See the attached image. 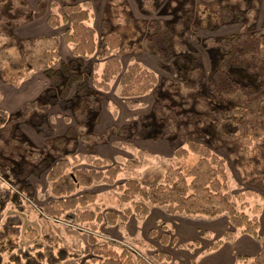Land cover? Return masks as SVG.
Masks as SVG:
<instances>
[{
	"label": "rangeland",
	"instance_id": "obj_1",
	"mask_svg": "<svg viewBox=\"0 0 264 264\" xmlns=\"http://www.w3.org/2000/svg\"><path fill=\"white\" fill-rule=\"evenodd\" d=\"M22 1L20 3L19 0H0V49L8 44L20 45L23 56L27 59L36 58L43 50L56 46L59 61L53 65V68H57L59 62L67 63L72 57V46L63 40L67 24L60 21L57 27L48 25L50 0ZM71 1L88 12L86 24L95 31L98 40L101 37L104 14L108 15L109 24L114 29H118L123 45L126 46L125 54H119L118 50L112 52V55L120 60L122 69L137 63L155 74L159 88H162L165 81V85H170L168 82L172 84V99L176 98L179 103H168L173 112L169 111L167 106L164 107L162 117L165 125L162 122L156 126V134H162L164 129L163 133L171 136L176 134L178 129L180 131L178 133L183 135V140L189 139L202 145H211V153L225 161L223 167L226 182L221 190L215 183L211 184L208 187L209 191L225 192L231 197V202L238 211L245 213L250 219H256L259 224L257 238L262 242L264 195L258 189L251 187L249 182L252 177L263 171L264 136L260 138L254 136L252 140L244 138L243 131L253 129L264 131V94H260L255 102L246 105L245 110L249 114L235 113L236 120L240 123L239 136L235 134L223 139L216 135L213 118L207 120L201 113L204 112L212 117L213 114H210L209 109L222 108L224 111L230 105L214 102L209 94L204 93L205 98L209 99V105L206 106L202 101L197 107L200 114L194 111V98L198 96L196 89L190 87V82L186 84L188 82L180 78L171 65L178 59L197 54L204 68L206 80L209 81L216 59L221 54L215 49H209L212 39L236 35L241 28H244L251 34H257L264 45V28H262L264 0H244L245 3L243 0ZM185 2L191 5L189 12L187 6V10L184 8ZM152 21H162L171 30L172 57L169 60L162 61L145 51L143 47L146 32L139 25L140 23L147 25ZM38 37L56 38V40L23 42ZM19 58L20 53L16 48L0 51L1 264H18L17 258L22 262L25 261L22 255L24 252L32 256H36L38 252L46 255L59 247L77 255L60 264L83 262L89 257L84 254L85 249L88 248V234L100 236V243L106 242L118 252L127 249L132 256L138 255L148 264H158L153 255L169 250L160 245L158 236H149L148 230L156 229L160 235L161 225H166L170 235L174 236L173 230H176H172L168 222L174 226L185 215L175 214L173 217H168L165 216L166 207H159L160 210L156 211L155 208L152 215L143 222L131 217L128 225L124 223L119 226H108L103 223L100 225V230L91 232L75 224L72 213L57 219L45 215L44 208L52 200L50 183L47 179L51 165L41 166L38 172L27 167L25 172L22 170L24 163L30 167H36L41 163L43 146L48 138L63 136L69 127L76 129L78 133L82 132L87 129L85 123H88L87 126L94 134L108 133L104 141L95 145V156L109 164L118 163L122 167V172L116 178V185L131 178L145 186L163 183L168 168L174 169L177 160L174 158L173 147L169 140L160 136H148L146 133L150 128L147 132L143 131L145 124L151 123L147 119L150 118L153 109L155 92L150 91L144 96L124 99L119 95L121 87L119 77H116L110 82L107 91L96 90L97 106L90 118L85 120L86 122H80L73 115L72 105L64 103L74 90L72 89V93L66 98H60L57 94L51 97L52 94H47L50 80L45 71L29 72L25 79L18 80L15 76L18 70L15 66ZM88 60L94 61L92 57ZM102 67V63H99L95 71L96 75L101 74ZM230 75L251 90L258 89L254 78L246 75L245 72L231 70ZM7 79H12L15 83H9ZM35 101H39V105L31 103ZM21 109L23 116L16 119L14 115ZM189 112H196L195 117ZM33 113L43 115L45 125L50 127L48 137L38 135L36 129L28 123V117ZM227 114L229 116L232 114V117L235 115L231 112ZM177 134L174 138H177ZM181 144L187 148L184 141ZM64 156L72 163L68 172L91 168V158H84L86 147L79 138L69 143ZM60 157L62 156H55L53 162H58ZM200 159V155L193 154H188L186 159L187 173H189L187 182L196 186L204 184V180L208 177L205 167H199ZM220 177L218 174L216 179H223ZM195 190L198 195L196 201L198 200L200 206L208 209L222 207L218 199L206 196L199 188ZM83 192L97 195L96 202L89 205L88 210L99 209L101 212L111 210L119 215L125 207L119 202V190L110 185L95 183L86 189L79 188L76 194ZM191 193L189 191L188 194ZM220 215L227 216L226 213ZM195 217L197 219L202 216ZM147 219L148 226H146ZM201 221L204 222L203 228H207L208 234L214 238L217 235L216 227L208 224L214 219L204 216ZM199 223L202 225L201 222ZM226 225L229 228V224ZM204 231L200 232L201 237L210 239L206 232L203 233ZM200 241L201 246L208 245V242ZM176 260L181 261L182 264L190 263L183 254Z\"/></svg>",
	"mask_w": 264,
	"mask_h": 264
},
{
	"label": "trees",
	"instance_id": "obj_2",
	"mask_svg": "<svg viewBox=\"0 0 264 264\" xmlns=\"http://www.w3.org/2000/svg\"><path fill=\"white\" fill-rule=\"evenodd\" d=\"M19 1L20 3L23 2L22 0ZM243 2L245 3L244 0ZM184 5L185 9L187 6L189 12L191 5L187 2ZM107 18L108 15L104 14L101 23V37L98 40L95 37V31L86 24L88 20L86 10L74 4L71 0H50L48 25L57 27L60 21L67 24L63 33V40L66 44L72 46V57L67 63L59 62V66L53 68V65L59 61L56 46L43 50L36 58L28 57L27 59L23 56L20 45H4L0 51L16 48L20 53V58L15 66L18 70L17 75H15L18 80L25 79L29 72L45 71L50 80L47 94H52L51 97H55V94H57L60 98H66L70 96L73 89V94L64 103L72 105L73 115L80 122L89 119L91 113L95 110L97 106L96 90L107 91L110 82L116 77H119L121 87L119 95L124 99L144 96L150 91L155 92L156 98L153 109L150 118L147 119L151 123L145 124L143 131L147 132L150 128L146 133L148 136H160L169 140L173 147L174 158L177 161L174 169L168 168V171L171 172H166L163 183L145 186L140 184L138 180L131 178L122 184L116 185V178L122 172V167L118 163L109 164L95 156V145L97 142L104 141L108 133L106 135L105 132L94 134L91 128L87 126L88 123H85L87 129L79 133L76 129L69 127L63 136L48 138L45 141L42 152L43 157L38 166L30 167L24 163L22 167L24 172L26 167L38 172L41 166L51 165L47 179L50 183L52 200L44 208L45 215L57 219L62 215L72 213L75 224L91 232H97L103 223L108 226H119L123 225L131 216H134L137 220H143L149 214L150 206L166 207V212L170 215L215 217L226 213L229 228L219 240L211 244L210 249L217 248L223 242L233 241L238 234H246L257 238L258 221L250 219L245 213L238 211L231 202V197L225 192L209 191L208 189L211 184L215 183L218 189L221 190L225 187L226 182L223 167L225 161L211 153V145H202L189 139L183 140V135L178 133L180 132L178 129L175 132L178 133L177 138H174L176 134L171 136L164 134V129L162 134H156V126L162 124V122L164 123L162 117L164 107L167 106V109L173 112L168 103H179L176 98L172 99V84L167 81L170 85H165V81L161 86L162 88H159L155 74L142 68L137 63H132L122 69L120 60L112 55V52L118 50L119 54H125L126 46L123 45L118 29H114ZM139 26L146 32V38L143 40L145 51L162 61L169 60L172 57L169 26L162 21H152L147 25L140 23ZM262 28H264V18ZM48 40H56V38L38 37L23 40V42L35 43ZM211 43V47L208 48L215 49L221 54L216 59V65L209 81L206 80L204 68L197 54H190L185 58L178 59L172 63L171 67L178 73L180 78L188 82L186 84L190 82V87L196 89L195 92L198 96L194 98V111H198L197 107L200 106L199 104L202 101L206 106L209 105V99L205 98L204 93L209 94L214 102L226 106L230 105L224 111L222 108L209 109L210 114H213L212 117L204 112L201 113L207 120L213 118L216 135L227 139L231 135L237 134L236 136H239L238 125L240 123L237 122L235 113L249 114L245 110L246 105L255 102L260 94H264V45H262L257 34H251L244 28H241L236 35L212 39ZM91 57L94 59L93 62L88 60ZM99 63H102L103 67L101 74L96 75L95 71L98 69ZM231 70H240L253 77L258 89L251 90L247 85L234 80L230 75ZM6 81L12 84L15 83L12 79ZM31 103L39 105L40 102ZM22 110L14 115L16 119L23 116ZM230 112L235 115L233 117L232 114L229 116L227 113ZM191 113L189 112V114ZM194 113L191 115L195 117ZM28 123L36 129L38 135L48 137L47 133L50 127L45 125L43 115L37 113L29 115ZM243 134V137L248 139H252L254 136L260 138L264 136V131L261 132L257 129L245 130ZM77 138L85 143L86 156L84 158H91V168H80L68 172L67 170L72 163L64 155L68 150L69 143ZM183 141L187 148H184L181 144ZM188 154L201 156L199 167H205L208 176L201 186L187 182L189 173H187L186 159ZM55 156L62 157L58 162H53ZM218 171L219 173H217ZM218 174L223 179H216ZM95 183H104L119 190V202L125 205L119 215L111 210L101 212L99 209L93 211L87 209L89 205L96 202V193L83 192L76 194V192L79 188L86 189ZM249 183L251 187L258 189L264 195V162L263 171L252 177ZM196 188L203 190L206 196L218 199L222 207L220 209H208L200 206L197 203L198 200L196 201L198 196ZM189 191L192 193L188 194ZM161 230L162 233L158 235L156 229H151L149 236H158L159 243L163 247L176 242L175 237L169 235L164 225H161ZM99 241L98 236L88 234V248L85 249L84 254L89 257L83 262L70 264H148L142 257L132 256L127 249L118 252L106 242L100 243ZM22 255L25 261L22 262L17 258L18 264H60L77 256L70 254L65 248L61 247L56 251H50L49 254H46L47 256L40 252L36 256H32L28 252H24ZM153 258L157 263L171 260L170 254L164 251L154 254ZM1 263L2 256L0 253ZM178 264L182 263L179 262ZM235 264H264V240L261 242L257 255L254 257L238 255L235 258Z\"/></svg>",
	"mask_w": 264,
	"mask_h": 264
},
{
	"label": "crops",
	"instance_id": "obj_3",
	"mask_svg": "<svg viewBox=\"0 0 264 264\" xmlns=\"http://www.w3.org/2000/svg\"><path fill=\"white\" fill-rule=\"evenodd\" d=\"M155 208H157L156 211L160 210L159 207L150 206L149 214L143 220H137V219L136 220L138 222L145 221L147 217L152 215V211L155 210ZM174 215L175 214L173 215L165 214V216L168 217H173ZM176 215H180V214H176ZM202 217L196 219L195 216L185 215V217L179 219L174 226L172 225V223L168 222L169 225L168 224L167 225L171 227L172 230L173 229L176 230V231L173 230L174 236L170 235L169 228L166 227V225H164L166 229L168 228L167 232L169 233V235L171 237H175L176 242L172 244L170 243L167 246H165V248L169 250L168 253L171 256V260L169 262H161L158 264H176L177 261H179L176 259H178V257H180L182 254L190 260V263L188 264H235L236 256L246 255L249 257H254L259 252L261 241L258 238H253L246 234H238L233 241L223 242L217 248L210 249L211 244L214 241L219 240L222 237L223 233L228 229L226 224L227 223L229 224V221L227 216L225 215L207 217L209 219H214V221H210L208 224L212 227H216L215 230L217 231V235L214 238H211L210 234H208V229L203 228L205 226H204V222L201 221ZM158 218L164 220L162 217H158ZM129 219L125 222V225H128ZM147 222H146V226H148L149 224V222L148 223ZM197 222L198 223L201 222L202 225L200 223L198 224ZM150 230L151 228L148 230V234ZM203 230H205L203 233L205 234L206 232L207 236L210 239L207 240L206 238L204 239V237H201L202 234L200 232ZM200 240L208 242V245L201 246ZM170 246L176 248H172Z\"/></svg>",
	"mask_w": 264,
	"mask_h": 264
}]
</instances>
